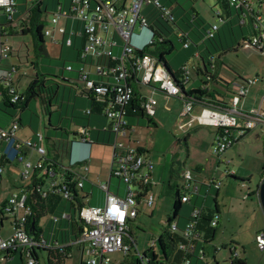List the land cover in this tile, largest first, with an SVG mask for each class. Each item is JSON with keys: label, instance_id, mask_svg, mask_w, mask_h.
<instances>
[{"label": "built area", "instance_id": "obj_1", "mask_svg": "<svg viewBox=\"0 0 264 264\" xmlns=\"http://www.w3.org/2000/svg\"><path fill=\"white\" fill-rule=\"evenodd\" d=\"M0 0V63L4 59L11 58L14 48L4 39L10 31L19 26L23 29L32 10L42 0ZM230 6L243 10V23L253 20L256 33L249 36L247 46L257 48L264 53V12L262 5L264 0H228ZM156 4L162 8V16L167 20H173L174 15L169 7L163 6L160 0H130L128 3H117L111 0H70L69 3L57 6L54 10L52 23L63 34V44L74 46L76 38L84 39L80 45L78 58L80 80L84 83L83 91L91 96H97L99 101H106L104 114L110 121L104 130L111 131L114 140L113 156L111 164V177H116L124 182L126 194L111 191L110 181L103 183L100 188L106 192L103 205L83 204L78 210L80 217L81 234L74 243L83 248V254L88 255L87 264H109L113 261L112 254L123 251L126 254L132 248V239L129 232L131 221L135 220L143 204L152 206L155 195L152 191L154 163L145 148L137 145L126 144L121 137L127 138L133 127L128 117L129 104L133 101L137 92L140 93L141 107L150 116L156 115L158 99L154 93L158 90L167 96L179 97L183 100V114L191 113L196 106H201L199 119L203 124L219 126V132L213 144V153L223 155L228 149L238 143L247 130L264 127V111L243 107V99L249 92V86L256 84L260 78H249L237 83L231 101H217L206 95L198 98H182V85L187 83L192 73V67L186 63L182 65L183 82L179 83L173 73L160 63L155 55L145 51L147 45L153 43V34L149 32V21L143 15L144 4ZM218 18L223 20L222 11H217ZM61 17L74 20L78 24L72 29L71 36L67 37V27H58ZM149 33L143 45H135L133 37L136 35V26ZM219 23H213L208 30V35L214 37L219 29ZM45 35H51L52 31L46 29ZM148 35V34H147ZM186 47L189 43L185 44ZM67 69L74 71L72 64ZM19 71L18 64H11L0 73V102L9 94L13 103H20L25 96L13 84V75ZM149 92H147V91ZM186 91H190L186 89ZM11 94H14L11 96ZM107 99V100H106ZM87 114L91 108L84 110ZM21 122L13 120L8 126L0 127V175L6 170L7 163L14 160L23 161L22 178L31 180L35 191L42 195L50 192H59L64 197L77 201L73 189L84 187L88 175L82 170H76L78 162H86L82 166L88 172L89 156L74 159L71 147V164L64 165L57 157L51 155L50 150L44 144L45 135L36 133L37 140L22 139L18 136ZM77 137L72 140L80 145H90L93 142L91 130L87 126L76 129ZM25 148L35 151L39 158L33 161ZM10 161V162H9ZM80 168V169H82ZM67 173V174H66ZM69 177V178H68ZM46 179L50 185L46 188ZM182 201L190 202L192 198L201 193V186L195 180L191 171L183 175ZM22 186L7 199L1 213L2 222L0 231L5 228L6 213L13 214V231L6 237L0 233V262L8 261L11 256L19 254L28 260L27 264L40 262L41 248L47 245L45 239L36 238L26 230V222L32 213L28 204L29 188ZM207 195L213 188L220 189L221 182L213 180L207 183ZM136 186L137 188H134ZM203 214V207H195L192 217L184 226L185 242L181 248L186 252L184 264H191V255L205 258L204 249H198L196 241L200 232L197 229L198 221ZM68 212L63 214L69 218ZM59 216H53L58 222ZM219 223V217L213 219V225ZM178 229V224H173V230ZM259 247L264 250V230L257 234Z\"/></svg>", "mask_w": 264, "mask_h": 264}, {"label": "rangeland", "instance_id": "obj_2", "mask_svg": "<svg viewBox=\"0 0 264 264\" xmlns=\"http://www.w3.org/2000/svg\"><path fill=\"white\" fill-rule=\"evenodd\" d=\"M61 1L66 0H46L48 13L44 11L42 15V19L46 22V29L52 31L51 35L45 36L46 49L51 58H42L38 55L34 33L22 34L20 26L16 29L17 34H12L10 31L4 37L12 45L14 51L11 58L3 60V66L8 68L12 64L11 62H16L19 65V71L13 75L14 83L19 91L26 93L38 70L41 74H46V83L42 86V96L31 98L27 108L4 106L6 109L4 110L8 114L5 111L2 113L6 117V122L11 119L21 122L18 136L22 139L32 138L35 135L37 140L35 133L42 132L45 135L44 144L50 150L51 155L57 157L64 165L70 166L71 160L62 152L58 153L57 148L61 149L63 145H68L70 149L72 147L73 158L79 159L84 147L78 143H74L72 146V140L76 139L73 131L85 125L95 131V128L101 127V120L96 117L97 115L89 117L84 112L85 109L91 107V102L89 99L87 101L81 93V86L83 87L84 83L80 80L77 71L79 68V63L76 61L77 50L74 47L63 45V34L58 30L55 31L56 26L52 23L54 10L58 6L56 4ZM19 2L25 1L19 0ZM180 2L186 7L195 6L209 24L219 23L222 25L224 23L217 15V11L221 9L218 0H180ZM174 5L177 7L176 3ZM262 10L264 12V3ZM143 11L149 17L158 14L160 9L154 3L150 5L145 3ZM29 24L31 25V21ZM67 24V19L61 17L58 27H67ZM71 26L72 24L67 29V37L71 36ZM223 27L225 47H230L236 41L232 39L233 36L230 35L227 26L224 25ZM239 35L241 36V29L237 26L235 37L239 39ZM147 36V30H141V27L137 25L133 43L143 45ZM171 37L177 47L174 54L169 57L175 71H178L184 63L192 66L200 60L198 56L192 55L196 50L195 46L186 49L175 33ZM215 56L220 62L224 79L227 80L228 84L232 83L231 87L233 88L231 90L234 89L233 85L235 82L238 83V80L243 81L249 78H257V76L260 79L264 78V53L257 48L247 46L246 43L237 51L228 50L221 56L216 52ZM69 64L74 66V71L67 69ZM191 74L192 79L188 84L189 90L195 86H202V79L197 72L192 70ZM202 76L206 77L205 75ZM64 79H71V83ZM262 80L259 84L264 82ZM218 81L222 83L219 77ZM213 84L214 82L210 81L211 87ZM232 94L233 91L231 94H227L228 101H231ZM164 95L166 94H157V98L161 102L168 99L167 104L160 103L157 106V110L162 111V113L160 112L153 117L154 122H149L148 117H144L146 128H139L148 140L147 147L150 149L151 157L156 162V172L160 175V179H157L158 184L153 189L154 204L152 206L143 204L139 217L131 222L138 250L143 253L158 240L164 226L168 225L169 216L173 215V204L178 189L180 192L183 191V175L185 172L191 171L198 184L201 187L204 186L205 189L208 188L206 184L213 180L221 182L219 190L213 188V191L207 195L210 198L211 207H215V199L219 201L221 207L219 232L216 239L210 243L207 259L196 264H232L231 247L237 249L238 257L246 260L245 264H264V250L259 247L257 242V234L264 228V211L259 197V185L263 177L264 167V127L258 126L250 130L238 143L220 156L213 153L212 140L216 128L198 125V123L193 128H181L184 120L179 116V113L183 110V100L167 95L168 98H166ZM262 96L264 95L250 94L246 110H249L253 105H260ZM166 106L172 107L173 111H168ZM22 114L23 122L20 119ZM107 121L109 120L107 119ZM155 121L157 125L154 124ZM189 134L190 137L188 138ZM121 139L125 138L121 137ZM95 144L102 146L96 145L94 147L93 162L89 164L90 171L86 172L78 165L75 169L82 170L88 175V180L85 181L87 185L92 184L100 187L101 184L108 183L111 178L113 147L103 142H95ZM98 149L101 151L100 154L97 153ZM29 158L36 161L39 154L36 153L35 157L32 155ZM22 168L23 161L14 160L7 165L3 176H0V223L2 222L1 212L4 202L19 189L16 187L31 184V180H23ZM231 175H236L238 178ZM113 180L111 191L114 192L116 182H120L122 187L121 190L118 189V193L125 195L127 185L116 177H113ZM49 185L50 181L46 179V188ZM134 188L137 187L134 186ZM85 191L89 192L88 190ZM218 192L220 195L217 197ZM80 193L82 194L83 191L80 190ZM94 198L88 194L84 198L85 204H90ZM188 207L185 203L181 213H186ZM14 217L13 214L6 213L5 228L0 231L2 236L6 237L13 231ZM77 218L80 220L78 215ZM41 222L46 231L48 225L54 223L52 215L49 213L43 216ZM39 254L40 264H46L47 255L41 251ZM125 255L126 253L123 251L114 252L112 254L113 261L109 264H128L123 261ZM20 257L19 253L16 257L1 264H27L28 260L26 259L22 263ZM84 259H88L87 254ZM82 260L83 251L75 247L72 258L67 260V264H81Z\"/></svg>", "mask_w": 264, "mask_h": 264}, {"label": "trees", "instance_id": "obj_3", "mask_svg": "<svg viewBox=\"0 0 264 264\" xmlns=\"http://www.w3.org/2000/svg\"><path fill=\"white\" fill-rule=\"evenodd\" d=\"M163 6L169 7L172 10V14L174 15L173 20H167L162 16V8L156 6L160 9V12L155 16L151 15L149 17L143 11V15L147 17L149 21V32L153 34V43L147 45L145 51L139 50L138 53L143 54L146 51L155 55L158 61L164 64L171 73L175 76L176 80L179 83L183 82V75H182V65L179 67L178 71H174L172 69V64L169 60V57L174 54L177 47L174 43V39L171 37L172 34L175 33L176 37L182 42L183 47L186 49L191 48L192 46L196 47L195 52L192 55H200L204 59V64L202 63H194L192 64V69L195 70L200 77V75H205L206 77L216 78L217 76L215 73H211L207 66L211 63L209 61L210 56H214V62L219 61L217 56H215L216 52L221 56L222 54L226 53L228 50L237 51L241 48L244 42L249 41V36L252 33H256V30L253 26V20L251 18L250 21L243 23L242 13L243 10H238L230 6L228 0H218V3L221 7V11L223 13L222 18L225 22L223 25L219 26L218 31L214 35V37H210L208 35V30L212 26L209 24L206 19L198 12L195 6L186 7L183 5L180 0H160ZM46 0H42L38 5L34 7L30 17L25 20L23 27L22 34H27L30 32L34 33L36 49L39 56L42 58L48 57L51 58L48 54L45 45V30H46V22L42 19V15L44 11L48 13V4H45ZM177 4V7H175ZM65 4L64 2H59L56 5L60 6ZM150 5V4H148ZM173 7V8H172ZM180 19L178 20V18ZM31 21V25L29 24ZM227 26L228 31L232 35V39L236 41L230 47H225L223 33L222 30L224 29L223 26ZM240 27L241 29V36L239 35V39L236 36V27ZM179 28V31H177ZM177 31V32H176ZM16 30L12 31V34H17ZM231 38V37H230ZM76 43L74 44V49L77 50L76 61H79L78 58L80 56V45L81 42L84 40L82 38H76ZM84 42V41H83ZM186 43H189V46L186 47ZM64 45V44H63ZM197 53V54H196ZM79 63V62H78ZM186 64V63H184ZM192 79V74L190 79L187 83L182 85L183 88V99L188 97H195L198 98L200 95H207L210 97H214V94H211L208 87L204 88V86L199 88H192L190 91H186L187 85L189 84L190 80ZM244 79V78H242ZM46 83V74H41L40 72H36L35 76H33V81L31 82L30 86L28 87L26 93H23L25 96V100L20 103H13L10 100L9 94H6V98L0 102V109L5 111V107L8 106H21L22 109H25L29 106V102L31 98L42 96V86ZM205 84V82H203ZM19 89H17V92ZM89 100L91 102V110L92 112L89 117H104L106 120L108 119L107 116L104 114V110L106 107V101H99L97 96H91L87 93ZM14 94H11L13 96ZM51 98V97H50ZM107 100V99H106ZM51 102V100H50ZM3 107V108H2ZM5 109V110H4ZM129 113L128 117L131 121L132 117L135 118H144L148 117L149 122H154V118L150 117L145 110L141 107V99L140 93L137 92L136 98L131 101L129 104ZM6 112V111H5ZM7 113V112H6ZM8 114V113H7ZM109 120V119H108ZM156 125V123H154ZM110 128V123L108 124ZM88 126V125H85ZM105 126V125H104ZM104 126L95 128L96 130H91V136L94 137L93 141L97 143H106L110 142L111 131L104 130ZM247 130L246 132H249ZM95 132V133H94ZM74 135L77 137V131H73ZM246 134V133H245ZM75 137V138H76ZM108 138V140H107ZM243 138V137H242ZM107 140V141H106ZM107 144V143H106ZM58 153L62 152L65 156L69 159L71 158V149L70 147L63 145V148L58 149ZM263 152H264V139H263ZM10 162V161H9ZM12 163V162H10ZM86 162L80 161L78 162V166L82 167ZM62 162H60L61 168ZM67 174V173H66ZM263 175H264V167H263ZM0 176H3L1 174ZM235 178L236 175H231ZM69 178V177H68ZM1 185V182H0ZM85 186V184H84ZM29 196H28V204L32 208V213L28 217V221L26 222V230L35 236L36 238H43L47 241V245L41 248V252H44L47 255L46 264H67V260L72 258L74 248H78L79 250H83L82 246L79 244H75L74 242L78 240L81 234V227H80V220H78V210L81 206L85 203L84 198L90 192L85 191V187L79 189H73V192L77 199V204L73 202V200L64 197L59 192H50L48 195H42L35 191L33 185H29ZM80 190L83 193H80ZM200 195V194H199ZM195 197V196H194ZM193 199V198H192ZM190 202H183L182 201V192L178 189L174 204H173V215L169 216L168 225L164 226L163 232L159 236L158 240L155 241V244L147 251L140 252L137 248V240L133 234L132 226L129 232L130 238L132 239V248L131 250L125 255L123 261L128 264H184L185 257H187L186 252L181 248V244L185 242V235H184V226L180 225L179 220L184 218L189 221L192 217L189 215H185L181 213L183 204L191 203ZM199 205H194L192 210ZM203 207V214L198 221L197 229L200 232L199 240L196 241L198 244L199 242H204L205 244L212 243L219 232V223L217 225H213V219L220 217V210L218 209V205L216 202L215 207ZM75 211V215H74ZM68 212L71 214L69 218H64L63 214ZM141 212V211H140ZM192 212V211H191ZM190 212V213H191ZM2 213V212H1ZM47 213L52 215V220L54 223L48 225L47 231L45 230L44 226L42 225V218ZM140 215V214H139ZM53 216H59L58 222H55ZM137 219V218H136ZM135 219V220H136ZM178 224V229L173 230V224ZM261 230H264L261 229ZM260 230V231H261ZM259 231V232H260ZM202 249L205 248L203 247ZM206 254V252H205ZM193 258H201L198 255H191ZM21 262H25V257H20ZM232 264H245L246 260L241 258H232ZM1 264V262H0ZM37 264H40L37 263ZM81 264H87L85 259L82 260Z\"/></svg>", "mask_w": 264, "mask_h": 264}, {"label": "crops", "instance_id": "obj_4", "mask_svg": "<svg viewBox=\"0 0 264 264\" xmlns=\"http://www.w3.org/2000/svg\"><path fill=\"white\" fill-rule=\"evenodd\" d=\"M69 1L70 0H66L65 1V3H69ZM111 1H114V2H117V3H119V4H121V3H128L130 0H111ZM225 23V22H224ZM223 23V24H224ZM70 24H72V29L73 28H75L76 26H77V22L76 21H74V20H69L68 21V27L70 26ZM222 24V25H223ZM147 34H148V36H149V33L147 32ZM197 54V53H196ZM1 56V55H0ZM12 56H13V54H12ZM195 56H198V55H195ZM211 58H209V61L211 62L210 64H209V66H207V69L209 70V71H211V73H215V75L217 76L216 78H211V77H204V76H202V75H200V79H202V87L204 86V88H206V87H208L209 89H210V93L211 94H214V97L212 98V97H210V96H208V97H210V98H212V99H215V100H217V101H228V99H227V94H231L232 93V91H234V89L233 90H231L233 87H231V85H232V83H229L228 84V82H226L227 80H225L224 78H225V76L223 75V73H222V69H221V67H220V62L219 61H216V62H214V56L212 57V55L210 56ZM198 58L200 59L198 62L199 63H202V64H204V59L202 58V57H200V55L198 56ZM12 64L14 63V64H17L16 62H11ZM5 69H7V67H4L3 66V61H2V63H0V73H2V71L3 70H5ZM172 69L174 70V68H173V66H172ZM175 71V70H174ZM37 72H39V70L37 71ZM202 76V77H201ZM218 77L220 78V80L222 81V83H220L219 81H218ZM257 77H259V76H257ZM255 78V77H254ZM262 79H264L263 77H262ZM262 79H260L256 84H254V85H251V86H249V92H248V94H247V96L243 99V102H242V105H243V107L244 108H246V104L248 103V97H249V95L250 94H257V95H264V82L262 83V84H259V82L262 80ZM66 82H69V83H71L70 81H71V79H64ZM210 81H213L214 82V84L212 85V87L210 86ZM262 81H264V80H262ZM203 82H205V84H203ZM240 82H242V81H240V80H238V84L240 83ZM236 83L237 82H235L234 83V88H235V85H236ZM13 84H14V86L17 88V86L15 85V83H14V80H13ZM224 84V85H223ZM78 88H80V86H78V85H76ZM199 87H201V86H195V88H199ZM18 89V88H17ZM187 89L189 90V87H188V85H187ZM191 89V88H190ZM161 92V93H160ZM228 92V93H227ZM22 93V92H21ZM81 93H84V91H83V87L81 86ZM150 93V92H149ZM163 92L162 91H160V90H158V91H156L155 93H154V95L153 96H155V98L156 99H158V101H159V98H157V94H162ZM165 94V93H164ZM226 94V95H225ZM83 96H85L86 98L85 99H87V101H88V99H89V97L86 95V94H82ZM166 98H168L166 95H164ZM207 96V95H206ZM172 97V96H171ZM175 98H178L179 99V97H175ZM181 99V98H180ZM167 100L168 99H165L164 100V102H161V101H159V104L160 103H164V104H167ZM262 101H261V104L260 105H253V106H251L250 107V109L251 108H256V109H262L263 111H264V96H262V99H261ZM12 107H14V106H12ZM166 108H167V110L168 111H170V112H172L173 111V108L172 107H169L168 108V106H166ZM165 108V109H166ZM201 106H196L195 108H194V110L191 112V113H189V114H186V115H184L183 114V111H180V113H179V116H181V118H182V120H184V123H182L181 124V128H183V129H186V128H193L197 123H198V125H203V126H210V127H215L216 129L214 130V135H213V144H214V142H215V139H216V137H217V135H218V132H219V126H217V125H214V124H203V123H201V121H200V119H199V116L201 115ZM158 109V108H157ZM25 112V111H24ZM160 112L162 113V111H160V110H157L156 111V115L159 113L160 114ZM26 113V112H25ZM24 114V113H23ZM23 114H22V116H21V120H22V118H23ZM155 115V116H156ZM154 116V117H155ZM97 118H99L101 121V127L102 126H104V125H108L109 123H110V121H107L106 120V118H104V117H100V116H98ZM6 117H5V115H3V113H2V110L0 109V127H5V126H8L13 120L11 119V120H9L8 122H6ZM154 120V119H153ZM22 122H23V120H22ZM131 125H132V127H133V130L131 131V133H130V135L127 137V138H125V139H123V141L126 143V144H128V145H132V144H137V145H139V146H141V147H143V148H145V150H146V152L148 153V155H149V157L151 158V160L153 161V163H154V171H153V178H152V180H153V185H152V191H153V189H154V186L155 185H157L158 184V182H157V179H160V175L159 174H157V169H156V162H154V159L151 157V155H150V149L147 147V138H145L144 137V135L142 134V131L139 129V128H146V122H145V119L142 117V118H135V117H132L131 118ZM155 123H156V121H155ZM157 125V124H156ZM139 129V130H138ZM252 130V129H251ZM250 132V131H249ZM249 132H246V134H244L243 135V137L245 136V135H247ZM35 133V132H34ZM36 134V133H35ZM92 136H93V134H92ZM190 137V134L188 135V138ZM110 138V142H106L107 144L106 145H109V146H111V143H112V141L114 140V135L113 134H111V136L109 137ZM27 139H32V140H34V141H36V139H35V135L32 137V138H27ZM93 139H94V137H93ZM105 144V143H104ZM102 146V145H100V144H95V142H92L90 145H82L83 147H84V151L82 152V153H80V157H79V159H81V158H83V157H85V156H89V162H88V164H90V163H92L93 162V152H94V147L95 146ZM105 145V146H106ZM1 147V146H0ZM25 151L26 152H28L29 153V156H34L35 157V154L37 153V152H35V151H32V150H30V149H27V148H25ZM97 153L98 154H100L101 153V151L98 149L97 150ZM8 164H11V163H7V165ZM7 165H6V167H7ZM199 168V167H198ZM90 171V170H89ZM88 180V179H87ZM110 188L112 189V183H113V177H111L110 178ZM22 186H20V187H16V188H21ZM85 189L86 190H88L90 193H91V195L93 196V198H94V195H96V198H94V199H92V201L90 202V204L91 205H103L104 203H105V199H106V192L105 191H103L100 187H96V185H87L86 183H85ZM115 187H116V189L114 190V192H116V193H118V189H120L121 190V183L120 182H116V185H115ZM19 190V189H18ZM18 190H16V191H18ZM205 190H206V192H205ZM217 190H219V189H217ZM212 191H213V189H212ZM211 191V192H212ZM220 192V191H219ZM217 193V197L220 195V193ZM154 193V192H153ZM209 195V194H208ZM216 202H217V205H218V209L220 210V214H221V207H220V205H219V201L217 200V199H215V205H216ZM5 203V202H4ZM189 207H188V209H187V212L186 213H184L185 215H189L190 214V212L192 211V208H193V206L194 205H199V206H207V207H211L210 206V198H209V196H207V188L205 189V187L204 186H202L201 187V193H200V195H196L195 197H193V199H192V202L191 203H186ZM4 205V204H3ZM184 205L185 204H183V208H184ZM182 208V209H183ZM183 213V212H182ZM140 214V213H139ZM138 217H139V215H138ZM137 217V218H138ZM221 215H220V217H219V225H220V223H221ZM7 220V219H6ZM4 221H5V219H4ZM132 222V221H131ZM180 225H182V226H184L185 224H186V220L185 219H180ZM131 224V223H130ZM131 226H132V224H131ZM209 246H210V244H205L203 241L202 242H199L198 244H197V248L198 249H201V248H205V252H206V256H205V258H193L192 259V262H191V264H196L197 262H204V260H206L207 259V251H208V248H209ZM237 249H233V247H231V252H232V255H233V257H231V258H241V257H238V253H237V251H236ZM17 256V254H15V255H13V256H11V257H16ZM84 256H85V254H83V259H84ZM209 258V257H208ZM11 259V258H10ZM21 260V259H20ZM195 260H196V262H195ZM208 263V262H207Z\"/></svg>", "mask_w": 264, "mask_h": 264}, {"label": "water", "instance_id": "obj_5", "mask_svg": "<svg viewBox=\"0 0 264 264\" xmlns=\"http://www.w3.org/2000/svg\"><path fill=\"white\" fill-rule=\"evenodd\" d=\"M259 197H260V202H261V205L264 211V175L259 185Z\"/></svg>", "mask_w": 264, "mask_h": 264}]
</instances>
